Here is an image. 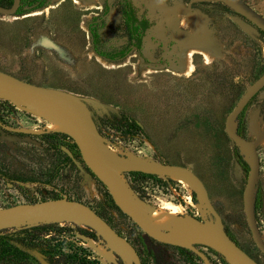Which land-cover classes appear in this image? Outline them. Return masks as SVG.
<instances>
[{"label": "rangeland", "instance_id": "374dc122", "mask_svg": "<svg viewBox=\"0 0 264 264\" xmlns=\"http://www.w3.org/2000/svg\"><path fill=\"white\" fill-rule=\"evenodd\" d=\"M243 1L264 18V0ZM130 2L135 14L144 15L151 25L141 42L140 55L134 51L110 63L91 51L86 26L95 18L99 19L95 24L104 51L126 44V31L117 15L119 0H47L37 9L0 15V72L71 95L94 123L102 146L113 156L126 159L130 154L140 164L188 170L204 188L210 207L197 195L194 181L188 185L149 174L164 182L166 188L145 179L138 183L140 191L136 194L129 188V182L134 184L132 178L122 175L131 197L149 207L178 206L199 220L202 203L206 221L219 223L246 255L264 264L242 208L250 159L243 152L245 145L224 132L228 114L264 74V35L228 7L209 0ZM176 2L181 5L180 12L171 9ZM110 5L112 11L103 15ZM191 12L204 18L210 41L196 36L195 26L181 24ZM158 25L164 31L161 36L154 33ZM194 45L208 49L212 58L207 60L190 49ZM120 116L134 123L136 137H125L110 126ZM47 124L42 117L0 97V209L64 198L84 204L100 216L132 246L140 264H228L209 247L179 246L145 234L124 214L129 202L121 199L115 203L79 153L69 159L62 149L41 139L43 134L56 133L64 135L60 137L64 144H74L69 135L49 132ZM231 125L242 138L256 141L258 172L249 205L264 243V141H258L264 133L261 93L233 117ZM50 223L71 230L53 236L63 251L70 241L75 248L88 251L98 264H122L118 250L107 262L96 249L97 245L105 246V240L95 234L94 240L80 234L77 229H87L78 223ZM29 226L5 229L13 233ZM53 243L52 235H40L32 249L16 247L31 256L30 264H47L39 252Z\"/></svg>", "mask_w": 264, "mask_h": 264}, {"label": "water", "instance_id": "95a60500", "mask_svg": "<svg viewBox=\"0 0 264 264\" xmlns=\"http://www.w3.org/2000/svg\"><path fill=\"white\" fill-rule=\"evenodd\" d=\"M209 1L219 2L225 5L264 34V18L256 13L252 8H250L244 1ZM18 2L19 0H12L11 7H0V15H15ZM191 2L192 1H189V3L186 5L187 12L190 10ZM263 87L264 74L260 77L258 82L253 85L251 90L236 103L235 107L228 114L224 123V132L227 137L236 140L242 145L247 146L249 149L250 162L248 165L245 187L243 190L242 208L251 240L258 251L264 256V243L262 242L259 232L255 226L249 200H247L245 197V193L248 188L254 184L255 175L258 172V157L255 146L256 141H248L231 129L233 117L237 115L246 106L248 101H250L254 95L258 94L263 89ZM15 92L24 95L27 99L31 100L34 105L53 106L59 110L58 118L66 126L68 131L66 135L71 137L83 163L95 173L115 203L121 199H123L125 202H129V205H125L126 207L123 208L124 214L148 236L153 237L154 234L146 225L138 220V215L136 214L134 205L132 204L136 198H132L131 196L127 195L116 182L112 174H127L130 172L157 174V172L160 171L177 169L182 173V175H187L193 179L194 183L197 185L196 190L201 193L204 202L210 207L204 188L196 179V177H194V175L184 168L160 164H147L141 167H132L118 163L100 165L99 158L103 155V146L100 143L99 133L92 120L86 115L82 108L79 107L77 103L69 101L72 99L71 95L58 90L26 83L8 74L0 72V96L8 102L22 106L25 109L33 112V108L20 100ZM87 149H90L88 156L86 155ZM40 211H45L52 214L58 219L57 221L78 223L84 228L91 230L101 239L110 240L120 252V260L122 264H140L139 258L132 246L124 238L116 234L95 212H93L84 204L72 200H66L64 198L2 208L0 209V230L5 229L6 227L11 226L13 223ZM200 233L204 234L206 238L214 243V251L218 252L222 259L228 264H257L228 237L219 223L218 225L213 224V226L206 227Z\"/></svg>", "mask_w": 264, "mask_h": 264}, {"label": "bare ground", "instance_id": "6f19581e", "mask_svg": "<svg viewBox=\"0 0 264 264\" xmlns=\"http://www.w3.org/2000/svg\"><path fill=\"white\" fill-rule=\"evenodd\" d=\"M171 7H172L171 9L180 12V9H181L180 3L176 2ZM186 15H187L186 18L181 22V24L186 25V26H195L196 27L195 35L201 37L204 40L208 39L210 41V38L208 37V32L205 29V20L202 17V15H200L198 12H191L190 14H186ZM192 16L193 18L191 19ZM163 32H162V28L159 25L154 30V33L158 36H161ZM190 49H194L207 60H210L212 58L209 50L206 48H202L199 45H194V47H191ZM184 59H185V65H186L185 69L186 71H188L189 68L191 67L188 64L189 53H187L184 56ZM259 93H261V95L264 97V90L260 91ZM15 94L26 105L33 108V113L35 115L42 117V119L48 122L46 129L49 132H60L63 134L68 133L66 126L58 118L59 110L57 108L53 106H37V105H34L33 102L27 99L24 95H21L17 92H15ZM69 101H72V100L70 99ZM231 128H232V125H231ZM258 141L260 143L264 141V133L260 134ZM242 147L244 150L243 152L246 153V157L249 160L250 158H249V152H248L247 147L246 146H242ZM89 153H90V149H87L86 155L88 156ZM112 156L113 154L112 152H110V149L108 151L103 146V155L99 158V164L106 165L108 163H118V164L128 165L132 167H141L144 165V164L137 163V158H135L134 156L130 154L126 155L127 157L126 159H119L115 156L113 157ZM157 174L161 175V177H165V178L177 181L179 183L186 182L185 184L193 185V179L187 175L186 176L182 175V173L177 169H171L169 171H160V172H157ZM112 176L114 177L116 182L120 185V187L124 190V192L127 195L131 196L130 191L125 183V179L123 178V175L120 173H114L112 174ZM196 193L203 200L201 193L198 192L197 190H196ZM252 193H253V188L252 186H250L245 193V197L247 200L250 199ZM203 204H205L204 200H203ZM203 204L201 203V205L199 206L201 215H200V219L198 220L192 216L184 214L178 206H161L159 208H154V207L147 206L146 204H144L143 202L139 200H135L133 203L136 214L138 215V220L144 225H146L149 228V230L154 234L155 237L162 239L164 241L170 242V243H176L179 246H185V247L186 246H191V247L206 246V247H209L215 250L214 243L208 238H206L204 234L200 233L206 227L213 226V224L206 221L204 218L206 211H205V205ZM57 220L58 219L52 214L47 213L45 211H40L38 213L31 214L28 217L13 223L11 226H18V225H28L29 226V225H36V224H41V223L56 222ZM91 243L93 242L91 241ZM105 243H106L105 246L97 245L96 249L100 253V255H102L104 259L107 260V262H110L111 257H113L111 256V253L117 251V248L110 240H105Z\"/></svg>", "mask_w": 264, "mask_h": 264}, {"label": "trees", "instance_id": "16d2710c", "mask_svg": "<svg viewBox=\"0 0 264 264\" xmlns=\"http://www.w3.org/2000/svg\"><path fill=\"white\" fill-rule=\"evenodd\" d=\"M118 6L121 23L125 28L127 38V42L123 47L104 51L97 33V25L95 24L98 21L97 18L92 19L87 25L90 46L93 53L101 59L111 63L125 59L134 51L140 55L142 38L151 27L144 15L137 16L135 14L130 0H121ZM110 126L115 128V130L121 131L125 137L129 136L133 138L137 136V128L134 123L124 116H120L119 119L114 118ZM60 137H64V135H58L56 133L41 135V139L48 146L54 147L55 149H62L67 158L72 159L75 156L78 157L79 155L75 150V144H64L61 142ZM240 165L244 168V163ZM127 174L134 182V184L129 182V188L136 194L140 191L138 185L145 179L153 181L160 188H166V184L154 177V175L142 174L139 172H130ZM1 181L2 179L0 177V183ZM141 193L144 194L142 191ZM139 198H141V196H139ZM8 231V229L0 230V264H30L28 259H32L31 256L27 252L18 249L16 245H21L26 250L32 249L35 237L40 235H52V240L54 242L52 246H48L39 252L46 259L47 264H87L88 262L98 264L96 259H90V255L87 253L88 251L83 248H75L70 241L64 244L66 250L63 251L62 245L59 244L53 236L65 232L70 233L71 230L66 227H59L56 224L48 223L20 228L13 233H8ZM76 231L94 240V233L91 230L87 229V231H82L77 229Z\"/></svg>", "mask_w": 264, "mask_h": 264}, {"label": "flooded vegetation", "instance_id": "af4514ba", "mask_svg": "<svg viewBox=\"0 0 264 264\" xmlns=\"http://www.w3.org/2000/svg\"><path fill=\"white\" fill-rule=\"evenodd\" d=\"M47 0H19L18 2V7H17V10H16V13L15 15L19 14V12L21 11H25V10H28V9H37V8H40L44 5V3L46 2ZM121 0H119V3H120ZM243 1V0H242ZM211 2V1H210ZM215 3H219V2H215ZM12 5V0H0V7H3V8H9L11 7ZM223 5V4H222ZM225 6V5H224ZM251 8V7H250ZM112 11V6L110 5L108 7V10L106 13H104L103 11V15H108L110 12ZM118 15L120 16L119 12H117ZM261 16V15H260ZM120 19H121V16H120ZM99 20V19H97ZM246 21V20H245ZM249 23V22H248ZM250 24V23H249ZM88 25V24H87ZM87 28V26H86ZM258 30V29H257ZM88 31V29H87ZM259 31V30H258ZM263 34V33H262ZM264 35V34H263ZM89 36V34H88ZM145 37V36H144ZM144 37L142 38V40L144 39ZM89 42H90V39H89ZM142 44V43H141ZM91 47V46H90ZM92 51V49H91ZM93 52V51H92ZM94 54V53H93ZM95 55V54H94ZM96 56V55H95ZM98 57V56H96ZM128 57V56H127ZM100 58V57H99ZM104 60V59H103ZM105 61V60H104ZM108 62V61H107ZM111 63V62H110ZM116 63V62H115ZM264 90V89H263ZM262 91V90H261ZM257 95V94H256ZM255 96V95H254ZM249 102V101H248ZM243 110V109H242ZM241 110V111H242ZM100 217V216H99ZM101 218V217H100ZM102 219V218H101ZM103 220V219H102ZM104 221V220H103ZM105 222V221H104ZM87 229V228H86ZM115 232V231H114ZM116 233V232H115ZM117 234V233H116Z\"/></svg>", "mask_w": 264, "mask_h": 264}]
</instances>
